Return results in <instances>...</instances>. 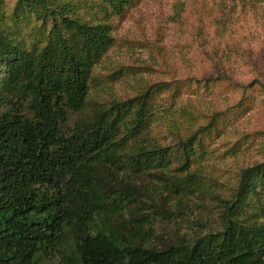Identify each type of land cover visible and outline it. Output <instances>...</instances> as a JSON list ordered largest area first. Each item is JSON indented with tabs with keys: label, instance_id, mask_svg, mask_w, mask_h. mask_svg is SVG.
Masks as SVG:
<instances>
[{
	"label": "trees",
	"instance_id": "trees-1",
	"mask_svg": "<svg viewBox=\"0 0 264 264\" xmlns=\"http://www.w3.org/2000/svg\"><path fill=\"white\" fill-rule=\"evenodd\" d=\"M98 1L110 8L105 18L130 4ZM75 8L19 0V21L40 22L36 41L27 48L0 35V264H264V163L242 173L217 233L157 248L146 219L125 221L135 176L177 162L184 174L171 188L198 191L190 169L221 113L194 131L191 114L167 121L159 86L89 112L91 73L111 27L77 18ZM159 115L174 146L153 135Z\"/></svg>",
	"mask_w": 264,
	"mask_h": 264
},
{
	"label": "rangeland",
	"instance_id": "rangeland-1",
	"mask_svg": "<svg viewBox=\"0 0 264 264\" xmlns=\"http://www.w3.org/2000/svg\"><path fill=\"white\" fill-rule=\"evenodd\" d=\"M18 1L0 0V35L30 48L40 22L19 21ZM71 2L77 18L111 27V45L91 73L89 112L159 86L167 121L191 114L194 131L221 113L190 169L199 176L198 191L171 188L184 174L177 162L135 176L125 221L146 219L143 230L157 248L219 232L242 173L264 163V0H130L121 15L109 18L110 8L98 0ZM159 117L152 124L155 139L174 146Z\"/></svg>",
	"mask_w": 264,
	"mask_h": 264
}]
</instances>
